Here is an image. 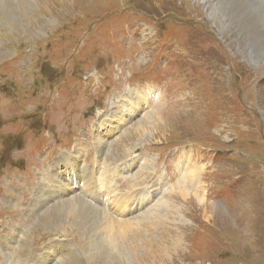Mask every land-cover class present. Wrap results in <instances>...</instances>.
Returning <instances> with one entry per match:
<instances>
[{
    "label": "rangeland",
    "instance_id": "1",
    "mask_svg": "<svg viewBox=\"0 0 264 264\" xmlns=\"http://www.w3.org/2000/svg\"><path fill=\"white\" fill-rule=\"evenodd\" d=\"M212 2L0 0V264H264L261 28L224 30ZM112 110L135 112L100 139ZM75 150L109 188L44 199ZM72 197L124 224L105 216L102 241L61 221Z\"/></svg>",
    "mask_w": 264,
    "mask_h": 264
},
{
    "label": "bare ground",
    "instance_id": "2",
    "mask_svg": "<svg viewBox=\"0 0 264 264\" xmlns=\"http://www.w3.org/2000/svg\"><path fill=\"white\" fill-rule=\"evenodd\" d=\"M207 1H210V0H207ZM211 1L215 2L214 5L210 9L211 10V14L220 23V27L223 28L224 30H231V27H232L231 26V23L236 24L238 22V23H240L242 25L243 22H239V21H241L243 19L244 15L247 14V13L250 14L249 17L261 28V32L252 33V34L251 33L250 34L248 33V44H247V46L245 45L246 47L249 46L251 48L250 49L251 51H249V52L247 51V52H248V56L252 59L253 64H255V65L257 64L259 66L260 63L262 62L260 56H263L264 55V14L263 13H260V8L258 7L257 3L256 2H250L249 0H246V1L245 0H225V1H222V2L221 1L220 2H216V0H211ZM237 6L240 7L241 10L240 9H237L236 8ZM246 30H247V28H245L241 33H243V34L246 33ZM249 35H252V36H249ZM135 110L127 111V114H125V116H120L119 115V112L117 110H114V111L112 110V112H114V116H113L114 118H113V120H110V121H105L103 117L100 118V120H101L100 121L101 128L99 129L100 130V139L103 138V136L101 135L102 134L101 129L103 127H106V130H107L106 131V134L109 135V133L111 131H113V129L117 128V126L119 125V123L117 121L122 120L125 117L128 118L127 116L131 117V115L135 112ZM114 121H115V124L113 123ZM112 123H113V125H112ZM81 152L82 151L75 150L74 151V154L71 153V155L70 154H67V153H65V154L62 153V155L60 156V158H58L56 160V161H58V165H57L56 170L54 172L52 171L53 173L51 172L52 173V179H50L51 180L50 183L53 182L54 185L55 184H58V185L57 186H51V188H53V189H50L47 192V194H46V196H45L44 199H48L51 202H58L56 200L61 199L60 198L61 195H63L64 193H67V194L70 193V192H67V190L69 189L70 185L76 186V187H78V185H79L81 187V184L83 183V181H84L83 187L86 189V191H83V192L84 193L91 194V195H93L95 189H98V188L99 189H105L106 184H107L106 183V180H107V182L110 183V181L108 180L109 179L108 177L111 174H110V171H107L106 168H103L100 165L98 167V165H97L98 169H96V171L95 170L93 171V170H89L88 168H85V167H80L79 157H80ZM95 162L96 163H99V161H97V160H95ZM142 165L145 166V165H148V163H146L144 161L142 163ZM69 171L71 173H69ZM146 171H148V170H146ZM144 173H145V171H144V169H142V170H140V171L137 172V175H139V177H140L141 175H144ZM46 174L48 175L49 172L46 173ZM48 177H49V175H48ZM143 183L144 182H142V184ZM112 184H114V182H112ZM107 186H108V184H107ZM136 187H138V186H136ZM108 188H109V186H108ZM138 193L139 192H137L135 195H133L131 197V199H130L131 202L134 201V203H137L138 196L144 197V195H142V194L138 195ZM72 198L73 199H70V200H63L62 203H60L58 205H53V207H52V209L57 212V215L61 217V219H60L61 221H64V219H66L65 217L70 218V220L73 219V222L72 223H76L77 227L82 228V229L85 228L86 230L91 231V234H96L98 236H102V238H101L102 241L105 239L104 237L106 235H104V233H103L104 231L101 234L99 233L101 226H102L101 228H105V227H103V225H101V223H103V222L106 221L107 222V225H108L107 228L111 229V230H108V231H112V232H113V229L110 227L111 226V223L110 222H113L114 225L116 223L117 224H119V223L120 224H124L125 219L113 218L111 215L108 214V212H107L106 209H104L103 211L100 212L102 214H99L98 215L99 217H103V219L99 220V218H97L98 217L97 214L95 216L94 212L89 208L87 202H85L84 200H81L79 198H76V197L75 198L72 197ZM144 201H145L144 199H142V198L140 199V202L141 203H143ZM124 210L125 209H122V207H121V212H124ZM105 216H106V218H105ZM104 218H105V221H104ZM127 223H129V222H127ZM154 224L156 225V223H154ZM46 226L48 227L47 223H46ZM143 228H146V227L143 226L140 229H143ZM143 231H145V230H143ZM143 234H144V232H143ZM131 238H132V236H131ZM155 240H157V239H155ZM150 241H149V243H150ZM104 242H103L104 246L102 245L103 246L102 249L103 248L106 249V245H105ZM134 242H136V241L134 240ZM139 242H141V240ZM124 246H125V244L122 245L123 251H124V249H126V247L124 248ZM120 247H121V245H120ZM120 247H119V249H120ZM157 247H158V249L161 248L160 242L158 243ZM20 249H22V245H21ZM152 249H153V247H152ZM126 252L131 253L129 251V248L126 249ZM27 256H28V254H27ZM102 256H105V255L102 254L101 257ZM107 258L108 259H113L112 257H109V256H107ZM49 263H47V264H49ZM93 263H94V259L90 260L89 264H93ZM80 264H82V262Z\"/></svg>",
    "mask_w": 264,
    "mask_h": 264
}]
</instances>
